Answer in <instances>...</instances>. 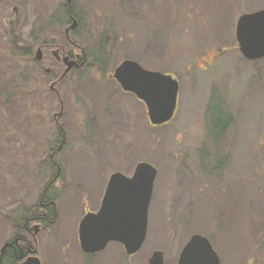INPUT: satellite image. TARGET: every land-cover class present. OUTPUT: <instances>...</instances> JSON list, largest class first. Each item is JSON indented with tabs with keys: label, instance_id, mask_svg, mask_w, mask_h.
Instances as JSON below:
<instances>
[{
	"label": "rangeland",
	"instance_id": "374dc122",
	"mask_svg": "<svg viewBox=\"0 0 264 264\" xmlns=\"http://www.w3.org/2000/svg\"><path fill=\"white\" fill-rule=\"evenodd\" d=\"M66 3L0 0V254L53 178L42 264H148L157 250L177 264L197 233L221 264H264V58L245 59L235 35L238 17L264 0H72L69 37L89 59L54 84L58 95L50 85L63 68H46L56 46L75 50ZM125 59L179 80L170 122L152 126L144 103L110 77ZM49 141L57 164L46 173ZM143 161L157 176L142 248L127 255L110 242L85 255L84 209L99 207L114 172L131 176Z\"/></svg>",
	"mask_w": 264,
	"mask_h": 264
},
{
	"label": "water",
	"instance_id": "95a60500",
	"mask_svg": "<svg viewBox=\"0 0 264 264\" xmlns=\"http://www.w3.org/2000/svg\"><path fill=\"white\" fill-rule=\"evenodd\" d=\"M235 35L245 59L255 61L264 58V8L240 15ZM41 57L39 49L37 59L41 60ZM68 60L64 58L65 62ZM72 63L68 64L66 72ZM111 77L122 90L133 93L144 103L153 126H161L174 118L180 84L172 74L148 70L135 60L125 59ZM156 176L157 169L144 161L135 166L131 176L121 172L110 176L99 210L88 213L79 224V243L83 252H100L110 242L122 244L128 255L142 248L147 236L148 212ZM22 264L41 263L33 257ZM148 264H165L164 253L155 251ZM178 264L221 263L211 241L197 233L184 245Z\"/></svg>",
	"mask_w": 264,
	"mask_h": 264
},
{
	"label": "flooded vegetation",
	"instance_id": "af4514ba",
	"mask_svg": "<svg viewBox=\"0 0 264 264\" xmlns=\"http://www.w3.org/2000/svg\"><path fill=\"white\" fill-rule=\"evenodd\" d=\"M71 1L72 0H70V1L67 0V3H66L68 6V13H69V16L71 19L70 20L71 24L69 27H66L65 35H66L67 41L71 44V46L75 50L67 51L63 48H60L59 46H56V48L52 51L49 50L51 55H52L51 61L54 63V66L46 68V72L48 74H50L51 76L53 74L56 75V72H54L55 67H58L59 69L61 67L63 68V71L60 74L58 80L53 81V83L50 85L51 91H55L58 95H59V93H58L57 89L55 88L54 84L65 79V77H67V75L70 72L77 70L78 68L79 69L83 68L89 59V56L86 53V51L79 44L75 43L69 37L70 32H73L78 28V19H76L73 16V12H72L73 8L71 5ZM39 49L41 50L42 57H41V60H38L37 54H36V60L42 61L45 57V53L43 52V49H49V46L43 45V46L39 47L37 50H39ZM76 51H78V52H76ZM66 57L69 59L67 62L64 61V58H66ZM69 63H72V66L66 72V69H67V66ZM122 92L126 93V91H124V90H122ZM36 93L37 92H35V94ZM127 93H129V92H127ZM59 101L61 104V112L59 113V116H62L64 106H63V103H62L60 97H59ZM54 116H55V118H57V115H54ZM48 151H50L51 154L50 155L48 153L44 154V156L46 157V162H44L45 164L42 166V168L46 169V173H49L48 172L49 170H50V172H53L55 169V165L57 164L53 161V152H55L56 150H54V148H53L52 141H49ZM117 172H119V171H117ZM52 183H53V178L47 184V186L44 189V191L40 197V200L37 204L26 206V208L22 210V215H20L19 221L14 223L16 228L12 231V235H11L9 241H6L2 246V248H4V250H2V253L0 254V264H22L23 262H25V261L29 260L30 258H33V257L39 259V256H38V243H39L38 237L42 233H46L48 231L49 227L51 228L52 224L56 220L55 218H56L57 212L53 208L55 206V201L46 197V193H47V191H48V189ZM104 192H105V190H104ZM103 195H104V193H103ZM102 198H103V196H102ZM101 202H102V199H101ZM101 202H100V205H101ZM100 205L96 210H91L90 208L84 209V215L82 216V219L88 213L97 212L98 209L100 208ZM52 210H53V213H52ZM14 224H12V226H14ZM79 224H80V222H79ZM78 239H79V225H78ZM47 241L48 240H46V242ZM83 253L87 256L96 254V253L87 254L85 252H83ZM39 261L42 264L40 259H39ZM177 264H178V262H177Z\"/></svg>",
	"mask_w": 264,
	"mask_h": 264
},
{
	"label": "trees",
	"instance_id": "16d2710c",
	"mask_svg": "<svg viewBox=\"0 0 264 264\" xmlns=\"http://www.w3.org/2000/svg\"><path fill=\"white\" fill-rule=\"evenodd\" d=\"M17 54H20V53H17ZM22 54V53H21ZM28 55V53H26V54H23V56H27Z\"/></svg>",
	"mask_w": 264,
	"mask_h": 264
}]
</instances>
